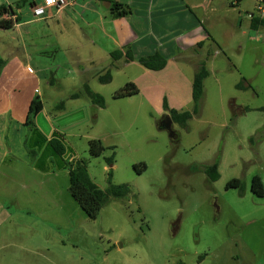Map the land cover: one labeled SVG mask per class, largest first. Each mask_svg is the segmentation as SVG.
Masks as SVG:
<instances>
[{"label":"rangeland","instance_id":"374dc122","mask_svg":"<svg viewBox=\"0 0 264 264\" xmlns=\"http://www.w3.org/2000/svg\"><path fill=\"white\" fill-rule=\"evenodd\" d=\"M226 1L202 10L211 41L182 51L178 68L171 57L158 71L138 61L112 68L115 39L79 26L76 5L42 19L26 3L22 26L0 28V55H9L7 66L23 65L11 77L12 118L0 122V264H264V196L251 189L254 175L264 182V25L253 29L250 15L264 16V1ZM199 61L210 71L199 112L186 126L173 121L168 128L165 103L194 109ZM109 68L112 79L101 82ZM128 81L142 90L115 98ZM86 83L105 96V107L91 102ZM75 92L81 96L71 98ZM36 95L44 102L39 129L48 136L59 131L65 157L87 159L101 188L111 168L106 157L115 152L113 181L130 185L127 198L110 199L96 218L86 214L70 193L63 157L52 155L39 131L17 122ZM91 138L115 148L92 156ZM27 144L38 149L29 151L32 160L39 155L37 167ZM216 160L221 175L212 181L205 167ZM48 162L54 171L44 170ZM140 162L147 164L142 173L133 167ZM232 178L245 182L243 194L227 188Z\"/></svg>","mask_w":264,"mask_h":264},{"label":"crops","instance_id":"0c3cea01","mask_svg":"<svg viewBox=\"0 0 264 264\" xmlns=\"http://www.w3.org/2000/svg\"><path fill=\"white\" fill-rule=\"evenodd\" d=\"M21 1L22 0H0V6L13 5V7L16 8L18 2ZM36 1L39 2L41 0H36ZM116 1H119L121 3L130 6L132 12L125 16L116 17L112 13L110 2L107 0H72V1H68V4L62 7L60 11H57L56 8L51 7L48 9L49 10L48 12H50L49 13L50 15L51 14L55 15L67 11V8L70 6L76 5L79 8L78 11L80 12V16L78 17L79 26L81 25L83 28L85 27L88 29L91 28V31H89L90 33H96L97 31H99L102 35H104V38H110V37L114 38L117 43V47H114L112 51L116 49L122 50L124 52V55L117 60H113L111 64V66H113L112 68H114V66L116 64H119L120 62L126 64L133 63L135 61H138V58L140 56L149 55L155 53L156 51L162 53L167 58V65L164 69L170 66L172 59L171 57H173L176 62L174 64V67L176 65V67L178 68V64H182V61H180V59L186 58L182 56L183 53L182 51H185L186 49L193 47L194 48L200 47V49H203L206 42L211 41L212 37L208 32L206 26L204 25V23L206 22V16L203 15L204 13L202 14V10H204V8H207V6L213 4L214 0H116ZM226 2H227L226 0H223L222 4L225 5ZM238 3L239 2H236V4ZM16 10L19 12L20 19L22 16H25L22 7L17 8ZM30 12H32V6ZM20 13L22 15H20ZM68 13L69 11L67 12V14ZM50 15H47V18ZM250 15H252V13H250ZM2 17H8V14L4 13ZM13 17H16V15H13ZM45 17L42 19H47ZM239 21H241V17H238L236 19L237 23ZM24 22H21L20 20L15 21L13 28L22 26ZM110 33L113 36H111ZM129 49L133 52L135 56V59L131 61H128L125 56V52ZM112 51H110L109 53H111ZM8 56L9 55L6 54L0 55V58L6 60V64L4 65L0 73V122L2 125L6 124L7 121L12 118L11 113L13 112L14 109V104H13L14 102L12 101L10 94L12 93V91H14L15 84L11 82L12 81L11 77L20 74V72L23 69L22 62L18 61L17 64H8V66L10 65L11 69L6 71V67H8L7 66ZM199 62L200 63L198 66L195 65L193 67L194 75L198 71L201 63L205 61H199ZM24 68L27 71H29V73L32 74L35 73V70H33L32 66L28 64ZM5 72L9 74L8 76L9 78L7 80H4L2 77V75L5 74ZM139 90L142 89L140 88ZM32 99L33 98L27 99L28 101H26L24 105L26 118L18 119L17 122H19V125L22 123L23 125L30 128V131L31 130H34L35 132L39 131L40 135H42L45 141L47 142H48V138L54 135H62L57 130H54L55 133L51 136L42 133V131L39 129L35 121L33 126L26 124L27 114L29 110L28 106L30 105ZM18 107L21 109V105L17 104V108ZM61 137L64 140L63 135ZM33 147L35 146L32 144H27L26 151L28 152L29 157H30L29 151ZM51 153L55 157L58 156V154L55 151ZM39 158H40L39 155L36 158V160L35 159L32 160V158L30 157L29 161L30 163L32 162L31 164H34V166L37 167ZM50 162L54 163L53 158L51 159ZM62 165L63 166L65 165V161L64 163H62ZM44 167H45L44 170H48L50 172L54 171V168L49 165V162L48 164L45 163Z\"/></svg>","mask_w":264,"mask_h":264},{"label":"trees","instance_id":"16d2710c","mask_svg":"<svg viewBox=\"0 0 264 264\" xmlns=\"http://www.w3.org/2000/svg\"><path fill=\"white\" fill-rule=\"evenodd\" d=\"M110 2L112 13L116 17L125 16L132 12L130 6L121 3L116 0H107ZM36 0H22L18 2L16 8L13 5H1L0 6V27L3 29H11L14 26L15 21H19V12L17 8H21L25 3L29 5H34ZM4 13L8 14V17H2ZM13 15H16V18L13 19ZM264 25V16L251 15V27L253 29H258L260 26ZM113 60H117L124 55L122 50H113L110 53ZM125 56L128 61L134 60L135 56L133 52L129 49L125 52ZM138 61L148 69L151 70H162L167 65V58L160 52L156 51L155 53L149 55H143L138 58ZM6 64V60L0 58V73ZM210 71L205 62H202L198 71L195 73L193 82H192V98L194 100L195 106L193 110H178L176 108H171L165 103V108L169 109L171 113V118L174 122L179 123L182 126H186L190 118L194 114L199 112V102L204 93V81L209 76ZM98 79L101 82H107L112 79V70L107 69L105 74L99 75ZM238 87L244 88L247 87L243 83H238ZM84 91L86 95L90 98L91 102L95 105L105 107L106 98L103 94L93 90L91 86L86 83L84 86ZM139 93V88L137 84L133 81H128L125 85L117 90L114 93L115 98L128 97ZM81 96L80 92H75L71 94V98H78ZM60 108L65 106L63 101L60 105ZM44 109V102L39 95H36L30 102L29 110L27 114L26 124L33 126L36 116ZM246 110L249 108L246 107ZM264 110V106L260 108ZM62 135H54L48 138V142L51 145L52 149L61 157L64 158L65 165L64 167L69 172L70 185L69 190L71 195L79 203L80 207L86 212V214L91 218H96L101 209L110 201V199H124L127 198L131 193V187L129 184L121 183L117 184L113 181V165L115 162V152L110 156L106 157L107 162L110 164L111 168L108 172V186L106 188H101L98 184L92 179L89 170L88 162L85 158L79 159H70V157H65L67 153V146ZM114 149L115 146H106L103 144L100 138H91L89 140V151L92 156H100L103 152L108 149ZM135 170L138 173H142L147 169V164L145 162L135 163ZM205 172L208 178L212 181L219 179V161L216 160L214 163L207 165L205 167ZM236 187L239 189L240 193L243 194L246 189V184L241 178H232L227 183V188ZM252 191L259 195L264 196V182L262 177L259 174H256L252 177L251 181Z\"/></svg>","mask_w":264,"mask_h":264},{"label":"built area","instance_id":"2783aa9c","mask_svg":"<svg viewBox=\"0 0 264 264\" xmlns=\"http://www.w3.org/2000/svg\"><path fill=\"white\" fill-rule=\"evenodd\" d=\"M264 1V0H259ZM68 4L67 0H41L32 5V13L36 17H45L49 8H56L60 11L62 7ZM259 11L264 12V6L259 5Z\"/></svg>","mask_w":264,"mask_h":264},{"label":"water","instance_id":"95a60500","mask_svg":"<svg viewBox=\"0 0 264 264\" xmlns=\"http://www.w3.org/2000/svg\"><path fill=\"white\" fill-rule=\"evenodd\" d=\"M172 122H173V120H172L171 116L168 115L166 117V119L163 121V125L169 128L170 125L172 124Z\"/></svg>","mask_w":264,"mask_h":264},{"label":"flooded vegetation","instance_id":"af4514ba","mask_svg":"<svg viewBox=\"0 0 264 264\" xmlns=\"http://www.w3.org/2000/svg\"><path fill=\"white\" fill-rule=\"evenodd\" d=\"M165 119H166V118H165ZM165 119H164V120H165Z\"/></svg>","mask_w":264,"mask_h":264}]
</instances>
